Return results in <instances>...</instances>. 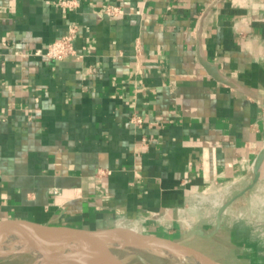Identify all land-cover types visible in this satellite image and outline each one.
<instances>
[{
    "label": "crops",
    "instance_id": "obj_1",
    "mask_svg": "<svg viewBox=\"0 0 264 264\" xmlns=\"http://www.w3.org/2000/svg\"><path fill=\"white\" fill-rule=\"evenodd\" d=\"M61 1L0 0V222L264 264V0Z\"/></svg>",
    "mask_w": 264,
    "mask_h": 264
},
{
    "label": "water",
    "instance_id": "obj_2",
    "mask_svg": "<svg viewBox=\"0 0 264 264\" xmlns=\"http://www.w3.org/2000/svg\"><path fill=\"white\" fill-rule=\"evenodd\" d=\"M217 227H220V222ZM211 235L202 229H197L188 237L175 240L122 226L88 230L30 221L6 220L0 222V260L26 253L36 256L32 264H111L114 258L125 264V261L113 251L114 247L142 248L160 245L170 250H184L193 259L190 264H224L187 244L196 236ZM91 248L99 251L96 259L76 251V249ZM194 255L204 258L205 263L197 262L198 260L193 258Z\"/></svg>",
    "mask_w": 264,
    "mask_h": 264
},
{
    "label": "rangeland",
    "instance_id": "obj_3",
    "mask_svg": "<svg viewBox=\"0 0 264 264\" xmlns=\"http://www.w3.org/2000/svg\"><path fill=\"white\" fill-rule=\"evenodd\" d=\"M187 244L195 247L196 249L200 250L203 253H205V251L207 250V247L204 242L192 243L190 241ZM137 248H141V247H137ZM137 248L116 246L113 248V251L115 252V254H117L118 257H120L121 259L125 261V264H167L168 262L167 257L164 255L154 254L152 252H147V251H139V249ZM32 257L23 259V262L30 261ZM217 257L218 258L220 257L219 259H221V256L218 255ZM23 262L17 259L16 256L0 260V264H25Z\"/></svg>",
    "mask_w": 264,
    "mask_h": 264
},
{
    "label": "bare ground",
    "instance_id": "obj_4",
    "mask_svg": "<svg viewBox=\"0 0 264 264\" xmlns=\"http://www.w3.org/2000/svg\"><path fill=\"white\" fill-rule=\"evenodd\" d=\"M105 236V234H104ZM123 245V244H122ZM137 248V247H136ZM139 251H147V252H152L154 254H160L164 255L167 257V264H190L191 261H193L192 257L189 256L184 250L181 249H168L166 247H162L160 245H149L146 247L142 248H137ZM77 252H80L81 254L88 256L92 259H96L98 256L99 251L94 250V249H76ZM33 255H29L26 253H19L16 257L20 261L23 262V259L32 257ZM195 256V255H194ZM193 258L199 262V263H205V259L200 257V256H195ZM153 257V256H152ZM36 260V256H33L30 261L23 262L25 264H32ZM157 260V259H156ZM162 260V259H161ZM166 260V261H167ZM111 264H122L119 259H112Z\"/></svg>",
    "mask_w": 264,
    "mask_h": 264
},
{
    "label": "built area",
    "instance_id": "obj_5",
    "mask_svg": "<svg viewBox=\"0 0 264 264\" xmlns=\"http://www.w3.org/2000/svg\"><path fill=\"white\" fill-rule=\"evenodd\" d=\"M60 4L72 8L75 7L77 3L73 0H62ZM122 11L123 10L118 6H109L106 9V13L110 15H116ZM77 32L78 27L73 26L66 34L50 42L47 47L46 55L52 59H61L72 54L74 52V39ZM134 121L140 123L142 119L136 116Z\"/></svg>",
    "mask_w": 264,
    "mask_h": 264
}]
</instances>
